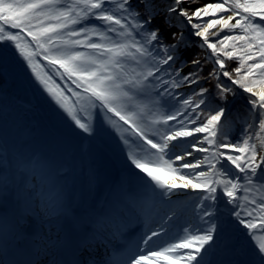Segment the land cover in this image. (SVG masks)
Returning a JSON list of instances; mask_svg holds the SVG:
<instances>
[{"label":"snow or ice","instance_id":"1","mask_svg":"<svg viewBox=\"0 0 264 264\" xmlns=\"http://www.w3.org/2000/svg\"><path fill=\"white\" fill-rule=\"evenodd\" d=\"M25 77L81 167L33 149L35 125L9 153L0 125V264H264V0H0V83ZM109 152L127 168L89 199Z\"/></svg>","mask_w":264,"mask_h":264},{"label":"rangeland","instance_id":"2","mask_svg":"<svg viewBox=\"0 0 264 264\" xmlns=\"http://www.w3.org/2000/svg\"><path fill=\"white\" fill-rule=\"evenodd\" d=\"M209 18L211 17H205L204 19H209ZM226 32L227 30H224V32L221 33V36ZM27 83L29 84L28 80ZM19 87H21L20 89H22V86ZM33 92L36 93V90ZM68 94L71 95L70 93ZM37 97L38 96L35 94L36 99ZM12 98L14 97H9L7 93V97H6L7 106L4 109L3 117L0 118V125H5L10 130L9 135L7 137L9 153L14 143L17 140V137L15 135L16 129L24 125H35L36 127L34 130V138L31 141L32 148L37 151H41L53 155L58 160L62 162H66L67 165H75L76 174L77 176H79L81 162L77 153V148L78 145L81 143V137L76 134L75 130H73L75 134L70 132L69 129L72 128H69L68 126H66L67 123L66 124L64 123V121L67 119L59 114H57L58 116H56L55 118V120L59 122L60 126L65 125V127H67L68 130H60L62 128L59 125L52 124L51 125L52 128L40 132L41 131L40 123L33 121L35 120V111L33 110L32 112L28 113L26 116L22 111H18L16 105L13 104ZM246 103H247L246 100L244 99V97H242L238 101L237 107H239V109L241 108L245 109ZM51 130H54L56 133L57 143L51 142V140L47 136V133ZM75 136L79 137L80 139L76 138ZM109 138L110 137H106L108 142H109ZM116 144L117 141L113 140L112 141L113 148H116ZM116 152L118 153L119 149H116ZM110 153L111 152L106 153L105 156H103L98 160V167L100 168L103 181H105V179L109 177L110 172L113 175V181L116 180L119 177V174L122 173L120 169L124 170L127 168V165L124 162L122 155H114L111 153L113 155L111 156ZM2 163L4 165H9V160L5 159ZM117 164L119 167L117 166ZM79 180L83 181V177H79L76 181ZM97 187L98 186H93V190L90 195H93L94 188L96 189ZM85 190H87L86 186H85ZM136 230L139 232V228H136Z\"/></svg>","mask_w":264,"mask_h":264},{"label":"trees","instance_id":"3","mask_svg":"<svg viewBox=\"0 0 264 264\" xmlns=\"http://www.w3.org/2000/svg\"><path fill=\"white\" fill-rule=\"evenodd\" d=\"M208 2H219V0H200L201 4L208 3ZM195 6L196 5L193 4V7H195ZM13 31H15V30H13ZM225 34H228V32H226ZM28 39H30V38H28ZM197 54H199L201 59H203V57L205 56V52L204 51H201V49H199V48L193 47L191 55L195 56ZM16 55H18V53ZM43 63H46V62H43ZM235 66H236V64H232V67H235ZM12 67L15 69L16 72H20L19 63H17L15 60H13V62H12ZM211 67H212V65L210 63L207 64L205 66V73L210 71ZM55 79H57V82L60 83L62 87H64V82L63 81H60L59 78H55ZM0 86H2L3 88H5L7 90V93H8L9 97H14L18 101L24 102V103H29L30 102L31 105H33V110L35 111V120H33V121L40 123V129H41L40 132L45 131L47 129H50L51 128V124H55V125H59L60 126L59 122L55 120L56 116H58L57 115L58 113H57L55 107L53 106V104L49 101V99L47 98L46 95L42 94L40 91H38L34 87V89L36 90V92L38 94L40 102L43 104L44 108L46 109V111L48 113V116H49V119H50V122H49L47 120L46 116L44 115V113L42 112V110L40 109V107H39V105L37 103V100L35 98V94H34L32 88L27 83L26 79H25L24 85L22 86V89H20L21 87H19L17 85V83L13 82L11 79H9L7 82L0 83ZM72 87H74V86H72ZM241 98L242 97H238L236 99V101L234 102L233 111L239 110L241 113H243L244 108L239 109V107H237L238 101ZM16 108L18 109V111H21L18 106H16ZM65 121H64V123L65 124L67 123L66 126H68L69 128H72V129H69L70 132L74 133V131H73L74 129H73L72 125H71V122L68 119L65 120ZM60 127L62 128V130H68V128L65 127V125H61ZM113 140H115L113 137L109 138V143L111 145H112V141Z\"/></svg>","mask_w":264,"mask_h":264},{"label":"bare ground","instance_id":"4","mask_svg":"<svg viewBox=\"0 0 264 264\" xmlns=\"http://www.w3.org/2000/svg\"><path fill=\"white\" fill-rule=\"evenodd\" d=\"M112 179H113V175L110 172L109 177L105 179V181H103L100 185H98L96 189L94 188L93 195H89V199H92L93 197L98 199L102 198L106 194V184L112 182L113 181ZM74 191L77 196L86 194L87 190H85V185L82 180L75 182ZM137 232L138 231L135 228H133L129 233V237H134Z\"/></svg>","mask_w":264,"mask_h":264}]
</instances>
